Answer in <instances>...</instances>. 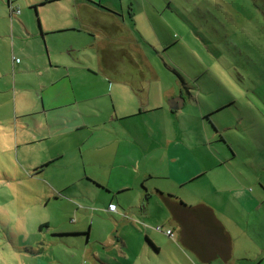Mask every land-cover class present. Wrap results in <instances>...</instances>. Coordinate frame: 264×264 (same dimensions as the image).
Returning a JSON list of instances; mask_svg holds the SVG:
<instances>
[{
  "label": "rangeland",
  "instance_id": "rangeland-1",
  "mask_svg": "<svg viewBox=\"0 0 264 264\" xmlns=\"http://www.w3.org/2000/svg\"><path fill=\"white\" fill-rule=\"evenodd\" d=\"M7 1L0 0V36L7 35L0 40V68L9 72L0 71V264H198L180 250L176 235L156 231L171 228L154 193L158 188L181 194L185 205L203 200L217 207L232 240L230 264H264V0H136L133 29L142 55L129 42L124 56L131 58L126 57L124 69L141 76L120 77L121 56L110 57L117 45L99 48L103 70L98 53L80 50L68 75L64 65L71 60L53 52L59 68H47L43 78L37 72L26 75L32 88L54 82L42 92L45 116L36 118L50 119L47 133L40 132L50 137L28 146L23 145L26 124L21 127L23 120L15 119L13 95L19 110L33 98L2 83L12 84V66L22 67L24 55L32 64L44 61L34 57L42 49L37 21L44 34L59 23L81 27L88 21L73 0H9L10 7ZM70 35L79 38V47L83 44L84 33L49 39L55 49H65L63 37ZM128 80L143 87L138 102L160 109L109 123L132 98L123 88ZM66 89L64 99L49 105V97H64ZM166 91L182 92L180 110L170 112ZM220 104L226 108L214 111L210 126L220 130L222 142L209 144L213 129L206 123L204 129L201 110ZM139 109L146 111L145 105ZM116 133L119 140L107 143ZM94 143L118 149V160H134L105 171L108 187L96 183L111 195L86 180H92L91 169L81 154ZM228 148L235 158L217 167L221 158L232 156ZM53 151L62 154L54 166L40 172L32 167ZM202 170L203 177L181 185ZM110 197L117 213L106 210ZM146 238L160 247V255L149 254Z\"/></svg>",
  "mask_w": 264,
  "mask_h": 264
},
{
  "label": "crops",
  "instance_id": "crops-1",
  "mask_svg": "<svg viewBox=\"0 0 264 264\" xmlns=\"http://www.w3.org/2000/svg\"><path fill=\"white\" fill-rule=\"evenodd\" d=\"M72 2H73V5H72L73 8H75L76 11L78 10L79 12L83 13L84 14L83 16H85L88 23H82L81 27L77 26L78 23H59L56 26H51L49 29H47L45 34L42 32L41 27L39 29L38 24H37V27L39 29V32L37 34L39 36L38 38L43 40L44 44L42 43V41L40 39H38L42 45L43 50L40 49V52L38 51V54H36V55L34 54L35 55L34 57H35V59H38L41 57L43 59L45 58L44 61H42V59H40L39 60L40 62L37 61L36 63L32 64L31 59L24 55L25 62H24L22 67L18 66L15 68V65L12 66V70L14 71V72L12 71V75H14V78L12 80V84L8 83V82L2 83V86L6 84V86H8V87H12L14 92L21 91L19 93V96H21V95L24 96L26 94H30V96L33 98L32 102L29 105H26L24 109L19 110L18 102H16V100H17L16 96H15V94L13 95V100H14L13 107H14V111L16 114L15 119L19 120V121L22 119L24 123L21 124V127H23L26 124L25 128L28 130V131H25V134H26L25 138H24L25 142H23V143H26V144H23L26 146L37 144L38 142L39 143L43 142V141L47 140L48 137H50V136H48L46 138V136H44L43 134L40 133L43 130L47 133V128L49 127L48 123L50 122V119L48 117H46L44 122L41 123V122L37 121L36 118H40L41 116H45V115H43V114H45V111L43 109L46 107V105L44 103L42 92L48 85L50 86L51 84H54V82H51V84H46L44 81H40L36 84V88H32L30 86L29 80H27V78H26V75L31 74V73H34V74L38 73V74H40L39 77L43 78L45 73L49 72V71H47V68H49L51 70H55V69L59 68L60 67L59 62H52V60H51L53 52L58 53L60 56L63 55L64 57H67L71 60L72 63L69 64V66H67L66 64L64 65V68L67 70L66 75H68V72L72 69V66H74V64H75L74 59L77 58V52H79L80 50H85L87 48L89 50H92L93 52L95 51L96 53H98V55L96 56L98 58V66L100 67L101 70H103L104 68L102 66L105 67V64L103 63L102 57L100 56L101 49L111 48V46L117 45V47L111 48L112 52L110 51V55H111L110 57H112V55H114L115 53H117L121 56V59L117 63L118 66L120 67L119 69H123V71H122L123 75H121L120 77H125L126 79L131 78L132 80H136L135 79L136 77L141 76V73L138 75L134 71L128 72L124 69V66L126 63V61H125L126 57L131 58V56H127V55L124 56L125 55L124 52L127 51V50H125V46L127 44H129V42L133 45V49H136L142 55L141 43H139V41L137 40V38L135 36L134 29H133V28H136V23H135L134 9H131V7L134 6L136 0H127V2H126V0H124V1L123 0H73ZM123 2H126L125 5ZM8 3H9L8 7H10L11 2L9 0L7 1V5H8ZM126 5H127V7H124ZM34 10H35V8H34ZM10 11H11V14H12V12L14 14L13 9H11ZM126 20H128L131 23H129V25H128L127 23H125ZM90 21H95L96 23H92ZM23 26H25L24 28L26 29V31H28L27 30L28 28H26L27 26L26 25H23ZM65 32H74V33H78V34L84 33L85 38L83 40V44L79 47V38L77 40H75V37L73 35H70L67 37H63L64 41L66 43H68L66 45L65 49H63V46H59L57 49H55V47L52 45L53 41L49 39V36L51 34H61L62 35ZM6 36L7 35H1L0 40H2V38H5L7 40ZM64 36H66V35H64ZM119 38H122V41H119L118 40ZM11 47H13V41H11ZM99 48H101V49H99ZM73 51H75V52H73ZM115 51H117V52H115ZM121 51L123 54L120 53ZM17 59H16V61H17ZM12 61H13V57H12ZM76 63H78V62L76 61ZM17 64H20V62H18ZM129 65H131V64H129ZM40 69H42L43 72H41ZM5 70L6 69L4 67L0 68V71H2V75L3 74H6V75L9 74V72L7 73V71H5ZM15 75L23 76L24 79L23 78L17 79V78H15ZM119 75H120V73L115 75V76L118 77ZM115 78L116 77H114L113 79H115ZM131 82L132 81H130V80H128L127 82L125 81L123 88H127L134 95L132 94V98L129 100L127 106H123V109L119 110L120 114L119 115L116 114L114 119L109 120V123H112L114 120L116 121V117H122L120 120H129V119H132V118H134L140 114L142 115V114L148 113V112H150V110L155 109L157 107H160L156 103H153L150 105V101H147V104L142 102V101L138 102V98L141 97V96H139V94L141 93V95H143L142 94L143 87H141V86L139 87L138 84H132ZM23 92H24V94H23ZM67 92H68L67 89L64 90V93H65L64 97L63 96H61V97L57 96L58 94H56V93L53 94L52 95L53 98H52V96L49 97V100H50L49 105L53 104V102H55V103L59 102V100L55 101L59 98L64 99ZM147 92H148V89H147ZM106 95L110 96V91ZM175 96L176 95H174L173 91H171L170 93H169V91H166L164 98L168 99L167 102L170 103ZM182 96H183V94H182V92H180L179 96H176V97H177V99H180V97H182ZM36 100H37V107H35V101ZM38 103H39V107H38ZM184 104H185V100L182 102V107L184 106ZM49 105H48V107H49ZM141 105H145L146 111L139 109V107ZM223 105L224 104H220V106L218 105L215 108H208L205 111L201 110V116H202L201 120H202V124L204 126V129H205V127L207 128V125L210 126V124L212 123L210 121L211 116L209 118H205L204 116L206 114L210 113L211 111H213L214 109H216L217 107L219 108V107H222ZM157 109H160V108H157ZM180 109H178V110H180ZM51 110H56V108H51ZM169 110H170V108H169ZM178 110H176V111H178ZM152 111H154V110H152ZM170 112H175V111L170 110ZM31 120L35 122L37 129L34 126H33L34 127L33 129L31 128V125H32ZM204 123H206L207 125ZM209 132L210 133L208 134V137H207V139H209V144H211V142H213V141L222 142V138L220 137L221 136L220 130L217 129V130H212ZM119 134L120 133L114 134L113 138L106 139L107 140L106 142L107 143H111L112 141L117 142V140H119V139H117L116 137ZM33 137H35V138H33ZM96 140H103V139L99 138ZM167 140H169V138H165V141H163L165 147H168L169 142H167ZM79 143H80V141H79ZM79 143H78V145H79ZM83 143L85 145L88 144L87 141H83ZM97 144L98 143H94L92 149L88 145L86 147V151L84 152L85 154H81V160L83 159L84 156H86L88 158L87 159V166H88L87 168L91 169V172H90V175H87V176H89L92 179V180H89L86 178L88 183H90L95 188H99L101 190H104V188L108 187V185L110 183V180H109L110 175L109 174L114 169V166L117 165L119 167H125L129 164H133L134 160L131 158L127 159L126 161L125 160H118V158H117L118 153H119L118 149H114L113 151H109V150H106L104 148H96ZM19 145H22V144H19ZM228 149L230 150V153L232 156L230 158L229 157L221 158V162H219L217 167L226 165L227 163L230 162V160L232 158H235L234 152L230 148H228ZM61 157H62V154L60 152L53 151V154H52V152H47L46 157H44L43 159H39V161L36 164H32L33 165L32 167L38 168V165L42 166V165L46 164V166L42 170V171H45L46 170L45 168H50V167L54 166V163H56ZM99 170L102 171V173H98ZM105 171L109 172L108 177L105 174ZM204 175H205V170H202L199 173H197L196 175L189 178L191 180L182 182L181 185L183 186V184L185 185L191 181L198 180L199 178L203 177ZM146 179L150 180L151 178L147 177ZM146 179H145V181H147ZM103 181H105V183H102ZM96 183L103 185L104 188L101 186H98V184H96ZM115 185L118 187V189H120V187L122 189L123 184L122 185L115 184ZM158 189H159L158 191L162 192L161 194L163 196H165V195H172L173 196L174 195L175 198L177 197L176 198L177 200L183 201V196L177 192H172L169 190V191H166V193H164L160 188H158ZM104 191L106 192V195L112 194L111 192H109L107 190H104ZM158 191L154 190V193L161 198V196L158 194ZM107 201H108V205L114 204V202L112 201V197L108 198ZM195 203L196 204H194V205H188V206L205 204L208 207H210L212 209L214 215L218 219V221L221 223V225L225 229V231L229 234V229L227 228V226L225 225V223L222 219V214H220L219 210L217 209V207L215 205L210 204L208 202H205L203 200H199V202H195ZM167 213H168V211H167ZM167 216H168L167 217L168 223L171 226V228H169V229H171L173 231L172 235L173 236L176 235L177 240H179V233H180L179 228L177 227L176 223L170 218L169 213ZM162 224H164V222ZM169 229H166V230L163 229V231L166 232ZM229 236H230V234H229ZM230 238H231V236H230ZM231 243H232V240H231ZM152 244L154 245V247L150 246L149 244H148L149 247H147L145 245V247L148 248L147 251L149 252V254H152L153 256L154 255L155 256L160 255V252H161L160 247L157 246L154 242H152ZM177 245L179 246L180 250L188 252L198 264H215L218 262L230 264V262H231V255H230V259L227 262H223L219 259H216L214 261H211L210 263H205L194 252L191 253L190 251L186 250L185 248L182 247V245H180V243H177ZM155 248H157V250H155ZM231 250H232V247H231Z\"/></svg>",
  "mask_w": 264,
  "mask_h": 264
},
{
  "label": "trees",
  "instance_id": "trees-1",
  "mask_svg": "<svg viewBox=\"0 0 264 264\" xmlns=\"http://www.w3.org/2000/svg\"><path fill=\"white\" fill-rule=\"evenodd\" d=\"M7 6H9V3ZM187 94L189 97L191 96L190 92H187ZM191 97L194 98V96ZM230 102V104L233 103L232 101ZM225 106L216 108V110L219 109L217 111L214 109L204 117L209 118L210 116L214 115L215 112H219L220 110L226 108ZM212 129L215 130L213 127ZM45 166L46 165H42L35 170L40 172ZM158 194L161 196L163 204L165 205L170 218L179 228L180 233L178 241L183 248L190 251L191 253L194 252L205 263H210L216 259L227 262L230 259L232 247L231 238L221 223L218 221L210 207L205 204L188 206L185 205L181 200H177L171 195L163 196L160 192H158ZM109 213H117V207L116 212ZM157 228L160 229L159 232L163 231V227H156V229ZM169 230L173 234V231L171 229ZM146 242L150 246L154 247L148 238H146ZM155 250H157V248H155Z\"/></svg>",
  "mask_w": 264,
  "mask_h": 264
},
{
  "label": "water",
  "instance_id": "water-1",
  "mask_svg": "<svg viewBox=\"0 0 264 264\" xmlns=\"http://www.w3.org/2000/svg\"><path fill=\"white\" fill-rule=\"evenodd\" d=\"M37 24H38V27H39V29H40V23H38V21H37ZM184 100L182 99V98H180V99H173L170 103H169V108H170V110H172V111H176V110H178V109H180L181 107H182V102H183Z\"/></svg>",
  "mask_w": 264,
  "mask_h": 264
},
{
  "label": "built area",
  "instance_id": "built-area-1",
  "mask_svg": "<svg viewBox=\"0 0 264 264\" xmlns=\"http://www.w3.org/2000/svg\"><path fill=\"white\" fill-rule=\"evenodd\" d=\"M12 13H13V12H12ZM18 13H19V11H14V15H17ZM107 210H108V212H116V207H115V205L110 204V205H108ZM156 230H157V231H160L159 228H157ZM166 234H167L168 236H170V237L172 236V232H171L170 230L166 231Z\"/></svg>",
  "mask_w": 264,
  "mask_h": 264
}]
</instances>
